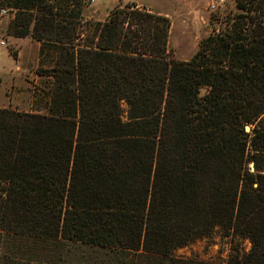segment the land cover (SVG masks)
I'll use <instances>...</instances> for the list:
<instances>
[{
    "label": "trees",
    "instance_id": "1",
    "mask_svg": "<svg viewBox=\"0 0 264 264\" xmlns=\"http://www.w3.org/2000/svg\"><path fill=\"white\" fill-rule=\"evenodd\" d=\"M233 1L248 25L170 59L171 19L133 2L8 0L53 56L44 109L0 107V264H211L174 250L215 229L264 264V0Z\"/></svg>",
    "mask_w": 264,
    "mask_h": 264
},
{
    "label": "rangeland",
    "instance_id": "2",
    "mask_svg": "<svg viewBox=\"0 0 264 264\" xmlns=\"http://www.w3.org/2000/svg\"><path fill=\"white\" fill-rule=\"evenodd\" d=\"M104 1L83 0L84 20H107L110 9L105 15L109 7L103 5ZM209 1L213 2L214 7H209L210 3L206 5ZM7 2L8 0H0V3L6 6ZM194 2L198 6L206 5V7L189 12ZM161 8L172 14L171 34L168 38L170 59L191 58L202 36L217 33L219 29L226 27L232 29L235 24L250 23L249 16L244 19L239 17V10L233 0H163ZM244 13L248 15V12ZM7 16L8 18L0 25V37L6 43L5 46H0V107L20 111L44 109L49 78L40 75L38 70L49 67L53 53L46 51L45 55L41 56V43L32 37L22 42L11 39L8 29L13 20L10 18L11 14L8 13ZM245 34L250 35V33ZM124 107L126 109V106ZM244 246L248 250L250 242L244 240ZM230 250V237L225 236L220 229H215L209 236L176 248L174 253L180 257L195 258L211 264H227Z\"/></svg>",
    "mask_w": 264,
    "mask_h": 264
},
{
    "label": "crops",
    "instance_id": "3",
    "mask_svg": "<svg viewBox=\"0 0 264 264\" xmlns=\"http://www.w3.org/2000/svg\"><path fill=\"white\" fill-rule=\"evenodd\" d=\"M128 2H133L136 4V7L138 8H141V9H146L148 11H152V12H155V13H158V14H162V15H166L168 16L169 18H171V15L167 10H164L163 8H161V6L163 7V0H105L104 1V4L106 7H109L107 8L106 10V13L105 15L108 14V10L113 8L116 4L118 3H128ZM210 3V1L206 4L208 5ZM108 5H111V6H108ZM206 5H203V6H198V4L196 2H194L192 4V9L191 10H188L189 12H194V11H197L198 9L200 8H205ZM93 6V4H92ZM95 8V7H94ZM180 9V8H178ZM97 11H99L98 9H96ZM15 10H12L9 14H11V20H13L15 18ZM178 15V14H177ZM8 18V16L4 17L1 24ZM0 24V25H1ZM11 36V35H10ZM30 37L27 36V37H15V36H11V39L13 40H18V41H23V40H28ZM18 55H20V53H18Z\"/></svg>",
    "mask_w": 264,
    "mask_h": 264
},
{
    "label": "built area",
    "instance_id": "4",
    "mask_svg": "<svg viewBox=\"0 0 264 264\" xmlns=\"http://www.w3.org/2000/svg\"><path fill=\"white\" fill-rule=\"evenodd\" d=\"M87 1L93 2L94 0H87ZM221 1H223V0H221ZM209 7H214L213 2H211L209 4ZM11 11L12 10L9 7L0 3V24L3 20V18L6 17L8 15V13H10ZM5 44H6L5 40L0 37V46H5Z\"/></svg>",
    "mask_w": 264,
    "mask_h": 264
},
{
    "label": "water",
    "instance_id": "5",
    "mask_svg": "<svg viewBox=\"0 0 264 264\" xmlns=\"http://www.w3.org/2000/svg\"><path fill=\"white\" fill-rule=\"evenodd\" d=\"M205 89H206L205 87L201 88V91H202L201 94L204 93ZM247 130H248V129H247ZM251 167L254 169V164H253V163L251 164Z\"/></svg>",
    "mask_w": 264,
    "mask_h": 264
}]
</instances>
